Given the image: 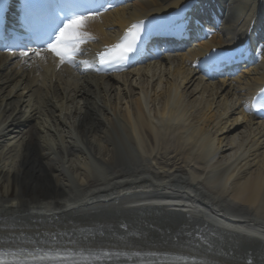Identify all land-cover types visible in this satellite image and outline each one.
I'll list each match as a JSON object with an SVG mask.
<instances>
[{"label":"bare ground","instance_id":"bare-ground-1","mask_svg":"<svg viewBox=\"0 0 264 264\" xmlns=\"http://www.w3.org/2000/svg\"><path fill=\"white\" fill-rule=\"evenodd\" d=\"M188 1L134 0L85 30L100 49ZM216 3L208 41L122 75L0 55V264H264V123L248 106L264 41L236 79L191 66L264 31V0Z\"/></svg>","mask_w":264,"mask_h":264},{"label":"snow or ice","instance_id":"snow-or-ice-1","mask_svg":"<svg viewBox=\"0 0 264 264\" xmlns=\"http://www.w3.org/2000/svg\"><path fill=\"white\" fill-rule=\"evenodd\" d=\"M89 16H74L69 18L67 23L59 28L58 32L49 34L50 39L46 42V46L32 50L31 55L40 59H46L44 53H51L57 57L61 64L74 63L75 57L81 52V46L90 39L86 32ZM141 25L133 24L126 32L123 42L116 44L111 50L99 55L101 64H110L119 59H126L127 54L134 50L136 41L140 38ZM119 51V55L110 56V52ZM22 57L28 56L29 52H21Z\"/></svg>","mask_w":264,"mask_h":264},{"label":"rangeland","instance_id":"rangeland-1","mask_svg":"<svg viewBox=\"0 0 264 264\" xmlns=\"http://www.w3.org/2000/svg\"><path fill=\"white\" fill-rule=\"evenodd\" d=\"M40 191V194L43 196L42 198H44V191H42V190H39ZM15 192H16V189L14 188V190H13V193L15 194Z\"/></svg>","mask_w":264,"mask_h":264}]
</instances>
